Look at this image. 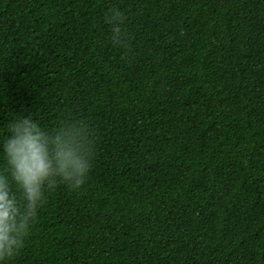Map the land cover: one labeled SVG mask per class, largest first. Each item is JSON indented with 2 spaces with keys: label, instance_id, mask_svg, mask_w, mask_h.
<instances>
[{
  "label": "trees",
  "instance_id": "trees-1",
  "mask_svg": "<svg viewBox=\"0 0 264 264\" xmlns=\"http://www.w3.org/2000/svg\"><path fill=\"white\" fill-rule=\"evenodd\" d=\"M13 111L95 139L15 264H264V0H0V136Z\"/></svg>",
  "mask_w": 264,
  "mask_h": 264
},
{
  "label": "clouds",
  "instance_id": "clouds-1",
  "mask_svg": "<svg viewBox=\"0 0 264 264\" xmlns=\"http://www.w3.org/2000/svg\"><path fill=\"white\" fill-rule=\"evenodd\" d=\"M105 38L125 45V14L109 8ZM0 136V264H15L48 194L57 186L80 191L93 167L95 139L86 117L65 112L46 126L30 111H13Z\"/></svg>",
  "mask_w": 264,
  "mask_h": 264
}]
</instances>
